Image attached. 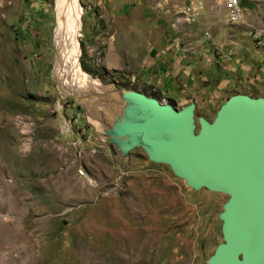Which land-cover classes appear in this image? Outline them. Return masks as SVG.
<instances>
[{"label":"rangeland","instance_id":"obj_1","mask_svg":"<svg viewBox=\"0 0 264 264\" xmlns=\"http://www.w3.org/2000/svg\"><path fill=\"white\" fill-rule=\"evenodd\" d=\"M172 1L183 8L79 0V65L90 84L179 109L195 101L197 130L198 117L213 121L232 95L264 98V0H242L235 23L225 0ZM55 2L0 0V264H207L224 241L229 195L192 188L140 146L122 152L98 114L64 93L59 81L75 82L55 69ZM151 54L171 74L191 62L188 79L157 92Z\"/></svg>","mask_w":264,"mask_h":264},{"label":"water","instance_id":"obj_2","mask_svg":"<svg viewBox=\"0 0 264 264\" xmlns=\"http://www.w3.org/2000/svg\"><path fill=\"white\" fill-rule=\"evenodd\" d=\"M59 85L92 117L99 113L107 139L122 152L140 146L192 188L229 195L219 216L224 241L207 264H264V98L232 95L213 121L199 116L197 130L195 101L179 109L136 90ZM115 93L123 106L108 124L95 104Z\"/></svg>","mask_w":264,"mask_h":264},{"label":"bare ground","instance_id":"obj_3","mask_svg":"<svg viewBox=\"0 0 264 264\" xmlns=\"http://www.w3.org/2000/svg\"><path fill=\"white\" fill-rule=\"evenodd\" d=\"M55 3L56 19H58V27L56 28L54 35V44L57 48V62L55 69L60 74L59 77H65L69 72H72L75 84L81 83L83 85L82 87H85H80L81 89L89 90L93 88L96 91H101L99 84L95 86L90 84L89 76L82 71L79 65L78 36L81 16L80 5L77 0H56ZM61 18L63 19L62 21ZM95 82L97 81L95 80ZM89 85L90 87L86 88ZM75 87L79 88L77 86ZM112 97L113 99H119L116 93L102 99L100 98V101H97L95 104L96 109L97 106H99V109L103 114L107 113L109 108H114L117 111L115 108L116 104L112 100ZM107 106L109 107L108 109H106ZM95 113L99 116V113ZM106 120L107 123L110 124L113 122L114 118H106Z\"/></svg>","mask_w":264,"mask_h":264},{"label":"crops","instance_id":"obj_4","mask_svg":"<svg viewBox=\"0 0 264 264\" xmlns=\"http://www.w3.org/2000/svg\"><path fill=\"white\" fill-rule=\"evenodd\" d=\"M185 1H192V0H183ZM209 0H207L208 2ZM147 7L150 11L152 12H157V13H166L167 9L169 8L168 6H170V8H175V7H180V9L183 8V5L178 6L177 5H173V1L169 0L168 2L166 0H156V2L154 0H147ZM195 58V57H193ZM146 64L149 66V68H153L155 73L157 75H159V83L155 86L156 89H158L157 92H160L163 89H170L174 87V83L173 80L174 78L177 76L180 78L181 81H185L186 79H188L189 76V72L191 71V67H192V63L191 62H184L183 60L177 61L175 62V64H173V66L171 67L172 70L176 73V74H171L170 72H166L164 69V65L167 64V60L163 57H161V55L157 56L156 54H151L149 55ZM164 70H163V69ZM161 72V74H160Z\"/></svg>","mask_w":264,"mask_h":264},{"label":"built area","instance_id":"obj_5","mask_svg":"<svg viewBox=\"0 0 264 264\" xmlns=\"http://www.w3.org/2000/svg\"><path fill=\"white\" fill-rule=\"evenodd\" d=\"M227 8L226 19L229 23H235L241 20L243 15V6L241 0H225Z\"/></svg>","mask_w":264,"mask_h":264},{"label":"trees","instance_id":"obj_6","mask_svg":"<svg viewBox=\"0 0 264 264\" xmlns=\"http://www.w3.org/2000/svg\"><path fill=\"white\" fill-rule=\"evenodd\" d=\"M241 4H242V6H244V5H243V1H242V0H241Z\"/></svg>","mask_w":264,"mask_h":264}]
</instances>
